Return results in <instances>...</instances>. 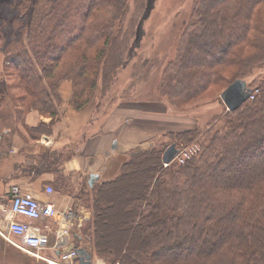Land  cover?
Instances as JSON below:
<instances>
[{"label":"trees","instance_id":"trees-1","mask_svg":"<svg viewBox=\"0 0 264 264\" xmlns=\"http://www.w3.org/2000/svg\"><path fill=\"white\" fill-rule=\"evenodd\" d=\"M37 1L32 25L26 26L27 17L10 40L7 21L0 17V42L3 49L8 46L5 67H12L18 80L16 92L0 89L3 154L10 135L21 128L28 141L53 134L64 105L63 81L72 82L69 103L78 111L97 94L109 95L134 53L147 4ZM192 16L176 59L163 72L159 92L165 102L179 108L211 86L226 89L259 73L238 109H226L205 127L165 135L178 146L198 144V153L165 166L170 145L137 146L126 153L116 176L92 187L76 186L59 169L74 151L35 154L24 147L23 160L15 161L14 178L51 172L54 189L91 211L75 248L82 240L92 257L106 264H264V0H196ZM30 111L50 122L27 125ZM127 224L131 233L117 232ZM13 249L0 241L5 264H13ZM25 259L22 264H43L36 257Z\"/></svg>","mask_w":264,"mask_h":264},{"label":"rangeland","instance_id":"rangeland-1","mask_svg":"<svg viewBox=\"0 0 264 264\" xmlns=\"http://www.w3.org/2000/svg\"><path fill=\"white\" fill-rule=\"evenodd\" d=\"M37 2V0H0V17L5 18L7 21L5 25L8 26L6 32L10 31L7 37L8 40L13 38L14 34H17L19 27L22 26L27 17L26 26L32 25L31 16L36 6L38 7L39 5ZM195 4L196 0H147L146 9L137 29L134 53L127 65L121 70L109 95L101 97L100 94H97L93 103L81 111L76 110L69 103V100L68 106L63 113L61 112V119L63 115L64 117L73 118L70 113L73 109L79 114L90 107V110L94 108L92 120H102L118 104L125 106V108H131L130 112H127V114L131 115H135V113H138L137 111L146 110L141 115L147 119V124H151L152 119H156V117H167L172 122L168 125H163V128H156V133H151L147 129L149 131L148 137L145 143L141 145V148L147 149L153 146L161 147L163 144L169 146L174 141L165 137L166 134L190 130L196 127H205L211 121L214 122L218 115L221 116L227 109L221 98L224 90L222 85L211 86L201 95L187 103L181 104L182 106L179 108L165 102L159 92L163 72L166 66L176 59L177 53L183 45L184 32L192 20L194 21L192 12ZM7 50L8 46L3 49V44L0 42V89L2 87H10L12 92H16L17 90L13 88L17 85L18 80L14 69L9 65L5 67V57L8 55ZM262 72L264 73V69ZM258 74L255 71L254 75ZM254 75L245 79L247 88L253 81ZM121 94L125 95L121 97ZM97 103H100L98 112L96 111ZM65 104L63 105L64 107ZM62 107H60V111ZM153 110H167V112L156 113V115ZM90 133L91 131L88 128L84 132L83 138L85 139ZM176 146L181 152L179 153L183 156H185L183 153L186 152L190 154L183 161L178 158L174 159H177L180 163H184L186 159L191 158L200 151V146L196 143L187 146ZM170 163H164V165H169ZM71 178L72 182L79 187L73 176ZM90 179V175H84L80 181H82V184L86 183L92 187L104 178L96 179L92 185L89 183ZM5 202L9 203L7 199ZM128 228H130V224L118 229L117 232L121 233L127 230L131 233L133 228L129 230ZM5 240L3 238L0 239V241L6 243V247H12L13 249L12 243ZM14 240L18 241L15 238ZM12 253L9 257V262L13 264L16 261H18L16 264H22V261L26 260L25 257H34L17 248ZM46 254L50 253L46 250ZM93 260L95 262L101 259L93 257ZM4 261L7 262L5 259H0V264H5ZM39 261L46 264L44 260L40 259Z\"/></svg>","mask_w":264,"mask_h":264},{"label":"crops","instance_id":"crops-1","mask_svg":"<svg viewBox=\"0 0 264 264\" xmlns=\"http://www.w3.org/2000/svg\"><path fill=\"white\" fill-rule=\"evenodd\" d=\"M60 93L64 104L66 102L65 107L63 106L61 110L63 113L73 94L72 82L69 80L63 81ZM130 109L118 104L105 118L95 121L92 120L94 108L90 110L89 107L79 114L73 109L70 111L73 118L64 117L63 115L62 119L54 127L53 134L42 135L35 142L28 141L25 138L28 135L24 128H19L20 130L10 135V140H7L5 145L6 152L9 154L0 153V227L10 217L11 187L14 184H19L24 191L31 192L39 201L54 204L56 215L39 221V225L42 227L45 224L51 227V232H49L50 246L46 249L51 255L46 254V250L43 251V254L50 258L58 255L53 250V246L57 241L56 232L64 228H70L69 246L75 247V237L80 235L83 224L91 218V211L72 195L61 193L54 188L53 193H47V187L52 186L51 184L55 179L54 174L51 172H43L40 175L32 174L19 179L14 178L13 176L16 172L15 161L23 160V156L20 155L19 151L24 147H27L26 150L33 148L35 154L47 150H51L52 155L67 154L69 151H74L71 159H62L63 165L59 169L65 175L73 176L76 184L79 186L82 184L80 180H82L84 175H90V177L91 175H98V178H95L94 181L101 179V177L110 179L119 172L121 164L126 159V153L145 143L149 132L147 129L151 133H156V128H163V125H168L172 122L167 117L161 116L152 119L151 124H147V119L141 115L146 110L137 111L138 113L131 115L127 114ZM153 112L155 114L166 113L167 110H153ZM25 121L29 126H36L42 121L49 123L50 118H45L36 111H30L27 113ZM88 128L91 133L83 139L84 132ZM20 131L23 133H20ZM35 145L37 146L34 147ZM25 162L30 163L29 159H26ZM6 199L9 203L5 202ZM67 211H72L71 217L64 216ZM14 218L19 221H27L22 216ZM79 248L90 251L89 245L82 240L79 242ZM95 262L93 260V264H106L102 260Z\"/></svg>","mask_w":264,"mask_h":264},{"label":"built area","instance_id":"built-area-1","mask_svg":"<svg viewBox=\"0 0 264 264\" xmlns=\"http://www.w3.org/2000/svg\"><path fill=\"white\" fill-rule=\"evenodd\" d=\"M181 153V152H180ZM178 154L176 158L183 161L189 153ZM167 165V164H165ZM52 186L47 187V193H53ZM10 217L0 227V236L11 242L20 250L43 259L47 264H80L78 248L70 247V228H64L56 232L57 241L53 250L58 253L56 257H46L43 251L50 246L51 227L45 224L39 225V221L52 218L56 215L54 204L39 201L31 192L24 191L21 186L11 187V204L9 208ZM72 211H67L64 216L71 217ZM22 216L27 221H19L14 217ZM45 230V231H44ZM18 239V241H15Z\"/></svg>","mask_w":264,"mask_h":264},{"label":"water","instance_id":"water-1","mask_svg":"<svg viewBox=\"0 0 264 264\" xmlns=\"http://www.w3.org/2000/svg\"><path fill=\"white\" fill-rule=\"evenodd\" d=\"M250 90L247 88L245 80L237 79L226 89L223 90L221 98L229 111L238 109L250 97ZM180 150L177 148L176 143H172L163 154L164 163L172 162L179 154ZM98 175H91L90 184L94 183V179ZM80 264H93V257L88 251L83 248L78 249Z\"/></svg>","mask_w":264,"mask_h":264}]
</instances>
